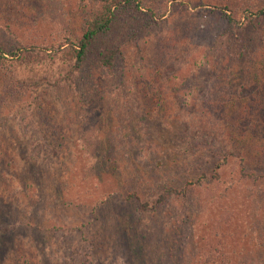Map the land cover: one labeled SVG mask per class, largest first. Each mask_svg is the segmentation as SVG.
I'll list each match as a JSON object with an SVG mask.
<instances>
[{
    "label": "rangeland",
    "instance_id": "1",
    "mask_svg": "<svg viewBox=\"0 0 264 264\" xmlns=\"http://www.w3.org/2000/svg\"><path fill=\"white\" fill-rule=\"evenodd\" d=\"M33 1L0 0L5 49L78 22L79 0ZM148 1L140 47L86 72L97 102L4 103L0 78V264H264V27L228 36L227 0ZM168 189L186 192L141 208Z\"/></svg>",
    "mask_w": 264,
    "mask_h": 264
},
{
    "label": "trees",
    "instance_id": "2",
    "mask_svg": "<svg viewBox=\"0 0 264 264\" xmlns=\"http://www.w3.org/2000/svg\"><path fill=\"white\" fill-rule=\"evenodd\" d=\"M42 1L41 11L45 16L44 6L47 3ZM79 2L80 25L77 26V21L75 26L70 23L60 25L62 31L66 33L63 39L59 37L49 45L41 46L27 47L16 43L5 49L0 45V78H2L1 91L4 103L16 102L18 97L24 96L29 90L37 93L43 89L48 95L54 89L59 96L66 95L67 99L70 98L76 103L97 102L95 96L97 85L93 82V78L86 77L87 73L92 71L87 75L90 77L96 70L100 73L114 70L117 62L126 59L130 48L140 47L142 34L150 29L154 20H157L155 9L148 0H79ZM227 3L229 4H219L213 9L225 17L229 28L228 36H238L236 31L240 29L245 32L248 30L255 32L258 28L261 29L260 26L264 27V0H246L243 6L247 8L242 10L240 7L241 11H237V16L228 14L229 9L232 10L230 5L232 0H227ZM143 14L152 18L148 28L137 26ZM62 15L65 18V12ZM155 23L157 24L156 21ZM261 72L262 76L259 71L255 73L257 80L262 79L257 86L259 84L263 86L264 83V69ZM45 99L50 102L46 95ZM249 105L252 106L254 103ZM245 111L255 116V112L247 110V107ZM41 114L42 112L38 113V116L41 117ZM45 118L47 121V117ZM258 122L264 131V119L260 117ZM48 123L50 125V120ZM50 132H54V135L59 133L56 128L47 130V133ZM185 192V190L168 189L152 205L147 201L139 202L141 208L148 211L157 209L169 198L180 197ZM134 196L139 198L136 194Z\"/></svg>",
    "mask_w": 264,
    "mask_h": 264
}]
</instances>
